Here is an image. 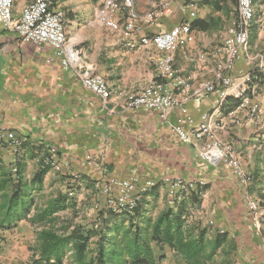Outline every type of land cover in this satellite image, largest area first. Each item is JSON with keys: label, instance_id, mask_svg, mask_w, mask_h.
Returning <instances> with one entry per match:
<instances>
[{"label": "crops", "instance_id": "obj_1", "mask_svg": "<svg viewBox=\"0 0 264 264\" xmlns=\"http://www.w3.org/2000/svg\"><path fill=\"white\" fill-rule=\"evenodd\" d=\"M30 1L16 0V17L21 16ZM186 1L134 0L141 13L164 2L170 3L173 13L144 25L138 34L128 38L121 32L110 31L100 22L102 0H54L55 8L66 14L68 47L80 56L79 64L68 69L51 46L23 42L18 34L0 24V125L12 129L42 151L34 156L26 148L21 150L17 167L22 165V175L31 185L39 161L44 162L46 148L55 146L70 163L69 172L78 173L85 180L73 189L78 185L51 167L42 184L33 186L34 204L30 210L11 228L0 226V264H31L38 234L44 228L33 219L49 203L68 195L66 208L54 213L55 227L69 225L67 233L75 224L92 228L99 217V212L89 209L92 204L94 208L97 199L94 183L108 177L131 176L142 181L165 176L204 181L182 195L190 203L200 201L199 207L192 208L188 224L207 228L210 238L219 232L227 235L216 255L217 264H264V87L252 83L251 94L263 108L261 121L247 118L240 123L229 121L227 128L219 132L221 140L231 144L252 176L249 184L234 177L224 165L200 159L196 147L174 131V127L188 130L189 118L199 123L202 112H208L216 122L230 108L227 103L223 109L216 110L218 95L214 92L204 94L200 108L195 97L203 90L204 83L217 80L215 70L223 56L214 49L222 44L227 26L237 11L233 0H195L200 26L194 29V42L174 52L176 66L190 78L189 94L181 97L178 107L165 116L156 109L122 108L128 94L152 82L155 60L163 55L153 45H143L141 38L189 20L183 12ZM216 3L220 9L215 8ZM203 52H206L205 59L201 58ZM251 69L264 71V17L260 12L250 31L248 49L236 62L232 74L238 78ZM90 71L107 78L112 92L107 105L83 86L79 74ZM238 91L234 87L231 98H236ZM13 159L9 147L0 148V164L11 172ZM11 188V184L0 186V204L9 201ZM152 189L160 195L154 216L165 206V199L181 196H169L160 184ZM249 198L261 203L260 225H256L248 209ZM230 249L232 253L228 254L226 251ZM165 253L161 264H176L173 251L167 247ZM63 264H77L72 250L67 252Z\"/></svg>", "mask_w": 264, "mask_h": 264}, {"label": "built area", "instance_id": "obj_2", "mask_svg": "<svg viewBox=\"0 0 264 264\" xmlns=\"http://www.w3.org/2000/svg\"><path fill=\"white\" fill-rule=\"evenodd\" d=\"M16 0H0V24L14 31L23 42L35 44L38 47L45 45L54 48L61 57L62 65L68 69L79 64V53L68 47V32L66 28V14L55 8L54 0H32L28 2L20 17L15 15ZM195 0H187L183 5V12L188 16L187 21L180 22L169 29L163 30L150 37H142L143 45L151 44L163 55L155 60V73L152 82L134 94H128L122 105L125 110L156 109L165 116L171 109L181 103V97H186L190 89V78L185 76L176 66L174 52L178 48H186L194 42L195 35L191 22L196 19ZM264 17V0H237V15L227 26L225 37L220 46L214 49L221 59L216 66L215 82L203 84V90L195 97L196 106L202 105L205 93L214 92L218 97L215 109L221 110L232 95V89L238 87L235 95L239 103L234 109L228 110L224 118L213 122L208 112H202L199 123L193 118L188 119L189 129L174 127V131L188 144L197 149L200 159L214 165H224L230 169L234 177L249 184L252 176L244 168L243 163L230 143L224 142L219 132L227 128L229 121L240 123L247 118L259 122L263 118L261 103L251 94L254 70L242 72L238 78L233 76L236 62L248 49L250 31L256 21L257 14ZM173 8L168 2L158 4L145 13L137 10L134 0H102L99 9V20L112 32H121L130 38L138 34L144 25L152 24L159 18L170 16ZM132 45V43H128ZM206 52L201 54L205 59ZM85 88L99 96L107 105L112 92L107 78L90 71L79 74ZM26 139L20 137L12 129L0 125V148L9 147L14 155L12 172H17V158ZM44 162L50 164L59 173L69 176L72 183H78L80 175L70 173V163L66 156L60 153L55 146L46 148ZM91 161V157H88ZM68 173V174H67ZM205 182L199 179L187 180L181 176H165L159 180L148 178L140 180L137 176L129 178H105L94 183L97 199L94 209L99 212L111 210L114 212L133 211L144 192L162 185L171 197L196 187ZM73 195V190H69ZM247 206L256 225H260L261 203L258 199L249 198Z\"/></svg>", "mask_w": 264, "mask_h": 264}, {"label": "trees", "instance_id": "obj_3", "mask_svg": "<svg viewBox=\"0 0 264 264\" xmlns=\"http://www.w3.org/2000/svg\"><path fill=\"white\" fill-rule=\"evenodd\" d=\"M233 4L237 6V0H233ZM215 8L220 9V4L216 3ZM197 25V19L191 22L193 30ZM205 29H208V24ZM253 70L252 83L264 87V71ZM227 103L231 110L237 106L239 99L229 97ZM25 148L32 151L34 156L42 152L40 147L36 149L29 142H24L21 150ZM51 167L40 160L39 169L30 185L22 175L21 164H18L15 174L0 164V186L12 185L9 201L0 204L1 227L11 228L30 210L34 204L31 198L33 186L42 184ZM84 181L80 177L78 183ZM75 188H79V185ZM183 194L179 193V198L165 199V206L154 216L160 195L157 190L150 189L143 193L133 211H99L98 220L92 228L75 224L69 233V225L55 227L54 224V213L66 208L68 195L64 194L37 212L33 219L43 224L44 228L38 234L39 242L31 264H63L70 250L77 264H161L166 258L167 247L173 251L176 264H217L216 255L226 242L227 235L219 232L210 238L207 228L189 225L191 210L194 206L199 207L200 201L190 203ZM58 230L63 232L59 233ZM226 252L232 253L231 249Z\"/></svg>", "mask_w": 264, "mask_h": 264}, {"label": "rangeland", "instance_id": "obj_4", "mask_svg": "<svg viewBox=\"0 0 264 264\" xmlns=\"http://www.w3.org/2000/svg\"><path fill=\"white\" fill-rule=\"evenodd\" d=\"M233 15L236 16V15H237V12L235 11ZM89 209H94V208H93V204H92V205H89ZM94 210H95V209H94ZM94 210H93V211H94ZM95 211H96V210H95ZM96 212H97V211H96ZM82 214H83V217H82V218L85 219V217H86L85 212H83ZM84 216H85V217H84ZM78 220H79V219H78Z\"/></svg>", "mask_w": 264, "mask_h": 264}]
</instances>
